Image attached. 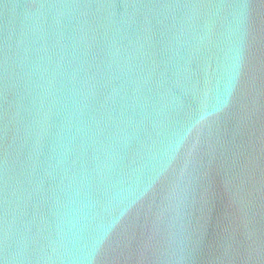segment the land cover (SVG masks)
<instances>
[{"label": "water", "instance_id": "water-1", "mask_svg": "<svg viewBox=\"0 0 264 264\" xmlns=\"http://www.w3.org/2000/svg\"><path fill=\"white\" fill-rule=\"evenodd\" d=\"M0 264H264V0H0Z\"/></svg>", "mask_w": 264, "mask_h": 264}]
</instances>
